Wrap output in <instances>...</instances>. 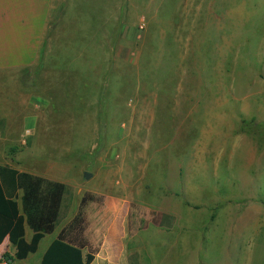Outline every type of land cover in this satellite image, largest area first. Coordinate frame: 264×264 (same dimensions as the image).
<instances>
[{"label": "rangeland", "instance_id": "obj_1", "mask_svg": "<svg viewBox=\"0 0 264 264\" xmlns=\"http://www.w3.org/2000/svg\"><path fill=\"white\" fill-rule=\"evenodd\" d=\"M58 26V42L77 39L83 50L97 42L96 59L60 44L70 62V113L47 138L63 148H44L74 162L78 176L61 226L81 197L94 198L84 208L93 263L264 264V0H62L48 37ZM101 28L104 37L114 32L119 62L106 108L92 114L73 90L95 89L84 79L103 64ZM78 73L82 84L72 83ZM24 81L36 78L19 72L0 83L2 115L21 111ZM15 121L17 140L24 124ZM28 146L22 140L17 153Z\"/></svg>", "mask_w": 264, "mask_h": 264}, {"label": "crops", "instance_id": "obj_2", "mask_svg": "<svg viewBox=\"0 0 264 264\" xmlns=\"http://www.w3.org/2000/svg\"><path fill=\"white\" fill-rule=\"evenodd\" d=\"M61 1L0 0V83L5 84L6 80L13 81L14 78L17 79V73L19 72H24L32 76L33 79L36 78L35 84H28L27 81H24V86L25 88L27 87L28 93L20 98V101L17 99L16 102V107L21 109V111L18 109L19 113L16 116L18 118L19 115L20 119H22L21 123L24 124L17 140L13 138V131L16 128L13 122L17 123L15 121L16 116L14 119L9 113L3 115L0 113V166H8L20 173H27L62 183L71 188L74 186L73 182L78 179L76 174L70 173L71 164L74 162L69 164L66 159L60 157L61 155L55 156L52 152L47 153L44 149L48 146H53L55 149L58 147V144H55V139L53 145H51L47 142L49 140L47 138H50V134H54H49V132H55V128H58V123L60 125V114L69 112L68 109H64V106H67L65 99L69 96V92L71 93L69 91L70 80L68 76H65L64 72L68 71L70 62L63 56L60 44L63 47L73 44L74 50L79 48V53L84 58L85 56H90L96 59L98 56L95 50L97 42L92 41V44H86L85 50L81 48V44L78 45L77 39L74 43L58 42L61 38V32L65 30V26H58L54 29L51 36L48 37L49 24L55 4ZM104 33L101 28L99 43H101L100 48L103 51L101 55L103 64L98 65L96 62L98 65L96 67L95 63H93L94 66H92L91 70H87L85 74L87 76L84 79L88 86L95 84V89L91 91L80 90L79 86L78 90H73L80 95V98H87L88 104L83 101V105L86 104V108H90L92 114L102 113L101 108H106L108 82L119 62L118 46L113 43L112 39H109L114 32L107 33L110 36L109 38L104 37L106 36H103ZM81 37L83 38V35ZM95 38L92 36V40ZM72 47L69 49L70 51ZM79 58L80 55L78 56ZM81 64V60L71 62L72 68ZM98 69H100L99 73ZM78 74L79 76H75L72 83H83L84 75ZM100 76L102 78L98 82V77ZM66 85L68 86L67 89ZM41 102H45V105ZM96 122L95 127L98 131L101 125L100 117ZM85 123L86 120L84 119V127ZM27 131L30 132L27 137L29 142L28 149L17 153V147L21 145ZM14 141H19L20 144L13 146ZM72 147L77 148L80 145L77 144ZM58 148L63 147L60 146ZM13 149H15L14 153H12ZM67 163L70 166H67ZM198 173V170L192 169V174L190 173L189 177L190 186H199ZM177 179L179 178L177 177ZM73 195L77 197L74 192ZM19 196H22V191H19ZM183 202V209L191 213L194 208L187 205L185 199ZM170 215L175 216L176 213L171 211ZM65 225L61 226L60 224L59 226L63 228ZM62 228L59 229L58 227L53 234L45 235L39 244L38 250L23 260L15 258L17 248L7 237L0 245V264H2V257L5 254L11 257L9 264H42L44 255L53 241L57 239ZM32 236L33 232L27 228L26 240L30 241ZM115 245L119 249L122 242L120 246L118 242ZM85 255L86 252H84V258Z\"/></svg>", "mask_w": 264, "mask_h": 264}, {"label": "trees", "instance_id": "obj_3", "mask_svg": "<svg viewBox=\"0 0 264 264\" xmlns=\"http://www.w3.org/2000/svg\"><path fill=\"white\" fill-rule=\"evenodd\" d=\"M19 191H22L21 197ZM73 198L68 185L0 166V245L8 237L17 248L15 258L26 259L38 250L45 235L53 234L59 227ZM93 200V196L82 197L76 215L61 229L42 264L93 263L92 252H87L84 258L88 248L84 208ZM27 228L33 232L30 241L26 240ZM2 259L11 260V257L5 254Z\"/></svg>", "mask_w": 264, "mask_h": 264}, {"label": "built area", "instance_id": "obj_4", "mask_svg": "<svg viewBox=\"0 0 264 264\" xmlns=\"http://www.w3.org/2000/svg\"><path fill=\"white\" fill-rule=\"evenodd\" d=\"M140 29H141V30H144V25H141V26H140ZM29 135H30V132L27 131V132H26V137L23 139V143H24V144L27 142V139H28L27 137H28ZM9 262H10V260H6V259H3V260H2V264H9Z\"/></svg>", "mask_w": 264, "mask_h": 264}, {"label": "water", "instance_id": "obj_5", "mask_svg": "<svg viewBox=\"0 0 264 264\" xmlns=\"http://www.w3.org/2000/svg\"><path fill=\"white\" fill-rule=\"evenodd\" d=\"M90 177H91V174H88V173L85 174L86 179H89Z\"/></svg>", "mask_w": 264, "mask_h": 264}]
</instances>
